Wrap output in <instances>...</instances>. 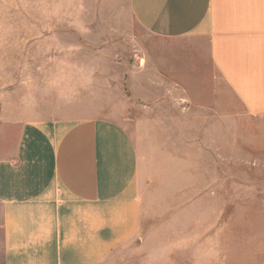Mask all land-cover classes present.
Wrapping results in <instances>:
<instances>
[{
  "label": "crops",
  "instance_id": "crops-1",
  "mask_svg": "<svg viewBox=\"0 0 264 264\" xmlns=\"http://www.w3.org/2000/svg\"><path fill=\"white\" fill-rule=\"evenodd\" d=\"M128 7L162 43L138 57V70L111 68L108 90L130 93L138 116L115 97L107 112L0 121V264H264V211L247 216L235 243L219 211L204 230V251L214 258L146 257L140 181L144 162L167 166L181 134L188 171L197 154L222 163L229 137L264 170V0H128ZM223 183L211 180L203 197L227 203L217 193ZM249 185L263 188L264 180ZM236 199L264 203V193Z\"/></svg>",
  "mask_w": 264,
  "mask_h": 264
},
{
  "label": "rangeland",
  "instance_id": "rangeland-1",
  "mask_svg": "<svg viewBox=\"0 0 264 264\" xmlns=\"http://www.w3.org/2000/svg\"><path fill=\"white\" fill-rule=\"evenodd\" d=\"M159 42L135 23L128 0H0V121L6 116L33 119L107 112L114 109L108 105L115 97L128 101L125 110L138 116V100L130 93L108 90L111 68L122 72L128 64L138 70V57L154 55ZM182 135L177 154L165 161L167 166L154 160L143 163L140 181L148 258H214L213 251H204V230L219 211L227 220L229 243L244 239L242 230L251 222L248 215L264 211V203L236 199L264 193V187L249 185L264 180V170L252 164L255 156L242 154L229 137L222 163L218 156L215 162L214 156L197 154L196 170L188 171ZM219 179L224 186L217 193L226 195L227 203L203 197L210 193V181ZM189 181L195 182L190 190ZM191 220L196 222V241L188 249Z\"/></svg>",
  "mask_w": 264,
  "mask_h": 264
}]
</instances>
